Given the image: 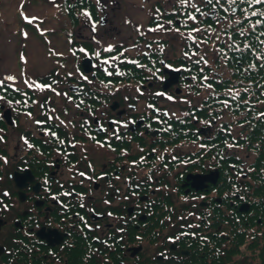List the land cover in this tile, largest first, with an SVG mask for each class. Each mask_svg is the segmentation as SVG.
I'll list each match as a JSON object with an SVG mask.
<instances>
[{
	"label": "flooded vegetation",
	"instance_id": "obj_1",
	"mask_svg": "<svg viewBox=\"0 0 264 264\" xmlns=\"http://www.w3.org/2000/svg\"><path fill=\"white\" fill-rule=\"evenodd\" d=\"M197 8L199 19L209 13L194 0H62L70 31L64 22L61 34H28L55 50L56 78H17L29 94L18 85L0 94V261L65 264L86 228L96 264H127L129 235L152 204L189 195L190 174L219 178L220 160L193 173L167 157L189 148L194 132L208 139L215 125L198 118L208 107L197 101L205 82L192 77L188 46L178 47V35L189 42ZM92 213L105 217L92 222Z\"/></svg>",
	"mask_w": 264,
	"mask_h": 264
},
{
	"label": "trees",
	"instance_id": "obj_2",
	"mask_svg": "<svg viewBox=\"0 0 264 264\" xmlns=\"http://www.w3.org/2000/svg\"><path fill=\"white\" fill-rule=\"evenodd\" d=\"M221 1L218 6H235L237 13L228 14L225 23L213 32L195 27L199 29L195 31L197 40L208 39L217 44L218 58L223 59L227 70V73L219 74L216 81H211L215 90L210 92V96L221 95L217 99H223L215 109L218 114H225L219 120V125L224 128L225 143L223 148L214 147L204 157L211 160L215 156L222 161L221 178L202 200L204 206L201 201L195 202L198 196L191 194L188 198H193V202L182 205L178 213L179 198L166 199L164 204L160 201L154 210L148 209L153 214L139 232L129 235V243L139 236L153 244L161 232L170 229L174 231L167 235L174 239L181 234L176 246L189 251L188 257L179 259V251H168L166 258L156 259L153 264H264V117L258 115L264 113V36L260 35L264 25L253 28L259 17L245 19L246 4ZM253 10L264 12V6L248 9L249 12ZM222 12L227 14L224 9ZM202 50L210 55L209 46ZM212 102L211 99L209 103ZM213 114L209 118L217 120L218 116ZM208 161L193 164V171L210 169L213 165ZM243 174H246L245 179H242ZM213 191L215 195L209 196ZM217 198L221 199L220 204L216 202ZM242 203L249 204L247 212L238 211ZM157 228L159 233L154 231ZM166 238V235L162 238L163 251L169 250ZM72 251L71 260L82 254L80 248ZM71 260L68 264H78ZM137 264L151 263L146 259Z\"/></svg>",
	"mask_w": 264,
	"mask_h": 264
},
{
	"label": "rangeland",
	"instance_id": "obj_3",
	"mask_svg": "<svg viewBox=\"0 0 264 264\" xmlns=\"http://www.w3.org/2000/svg\"><path fill=\"white\" fill-rule=\"evenodd\" d=\"M14 1L15 0H0V8L3 12L0 11V78L3 79L9 76V74H13L15 78L20 77V79L29 80L32 77L35 78L43 74V72H45L44 69L48 71L52 69L51 66L53 63H56V61L48 56V52H46L45 47L38 39L29 38L27 47L26 37L20 38L19 36L20 32L23 33L26 22H22V17H18V13L25 11L28 16L39 18L32 23L35 31L38 33L36 34L37 36L41 34L48 35L50 33L59 34V30L55 27V23L57 22L56 8L54 6L49 7L46 4L43 5L40 3V0H17L15 5L12 6ZM5 10H8L9 13H5ZM21 54H23L25 58L24 61L21 60ZM10 83L12 86L16 85V82ZM192 146L191 144L185 151H192ZM239 149L242 151L241 148ZM180 152H182V150ZM177 153L178 150L175 148L172 154L175 157ZM137 175L139 178L143 177L141 173ZM187 201L188 200L185 198L178 199L179 203L176 205L177 213L180 211L181 206L186 204ZM173 231L174 230L170 229L164 230L163 233H161V239L157 242H162L163 236ZM166 246H169V244ZM142 247L152 258L157 256V253L162 249L159 244L150 245L143 243ZM151 264H153L152 259Z\"/></svg>",
	"mask_w": 264,
	"mask_h": 264
},
{
	"label": "snow or ice",
	"instance_id": "obj_4",
	"mask_svg": "<svg viewBox=\"0 0 264 264\" xmlns=\"http://www.w3.org/2000/svg\"><path fill=\"white\" fill-rule=\"evenodd\" d=\"M53 2H54V0H53ZM98 2H99V0H98ZM179 2L180 3H187L188 0H179ZM212 2H213V0H208V3L211 4ZM216 2L219 3L220 0H216ZM229 3L230 4H241V5L242 4H246L247 5V9H244V17H245V19H248L250 16L251 17H259L258 19H256L255 25H252L253 28L256 25H264V12H259L257 10H253L251 12L248 11V9H252L254 6H264V0H229ZM196 11L199 12L200 9L197 8ZM84 15L85 16H89V13L84 12ZM23 18H24L26 23H30V24L39 19L38 17H28V16H24ZM188 19L195 20L196 17L194 15H189ZM95 27L96 26L93 25V28H92L93 31H95ZM160 27H163V26L162 25H158V28H160ZM149 30L150 31H154L155 29H149ZM194 31H199V29H194ZM23 34L25 35V37L27 36V33H23ZM241 34H243V32H241ZM260 35L264 36V32H261ZM262 43H264V42H262ZM111 47L112 46H109V48L106 49V50L111 51ZM97 55H99V54H97ZM24 59L25 58H24L23 54H21V60L24 61ZM258 59H259V57H258ZM105 63H107V61H105ZM14 79H15V77H13V76H10V75L6 76V77H4V79L0 80V86L4 85L5 80L11 81V80H14ZM205 79H207V78L205 77ZM15 90L18 91V89H15ZM0 99H4V97L0 96ZM169 99H171V97H169ZM258 115L260 117H264V113H259ZM29 147H31V145H29ZM81 175H83V173H81ZM5 195H7V193H5ZM65 195H70V194L69 193H65Z\"/></svg>",
	"mask_w": 264,
	"mask_h": 264
},
{
	"label": "water",
	"instance_id": "obj_5",
	"mask_svg": "<svg viewBox=\"0 0 264 264\" xmlns=\"http://www.w3.org/2000/svg\"><path fill=\"white\" fill-rule=\"evenodd\" d=\"M193 178V186L196 189H200L202 187V184L207 180L210 179V177H192Z\"/></svg>",
	"mask_w": 264,
	"mask_h": 264
}]
</instances>
